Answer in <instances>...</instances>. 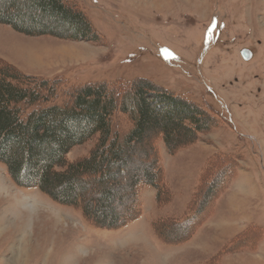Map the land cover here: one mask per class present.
<instances>
[{
  "label": "rangeland",
  "instance_id": "1",
  "mask_svg": "<svg viewBox=\"0 0 264 264\" xmlns=\"http://www.w3.org/2000/svg\"><path fill=\"white\" fill-rule=\"evenodd\" d=\"M68 2L101 38L30 36L0 23V66L34 78L26 83L36 86L56 79L60 86L148 79L208 106L218 122L174 154L157 141L160 193L140 186V216L119 229L96 226L81 209L19 186L0 162V264H264V0ZM0 4L39 18L58 34L69 32L30 0ZM244 49L251 58H244ZM115 120L129 129L123 115ZM97 139L73 147L67 160L89 155ZM150 147L147 141L136 145L111 185V209L120 215L132 202V176L151 164ZM219 155L233 158V173L221 180L195 233L184 242L179 231L163 237L165 226L174 229L173 222L186 216L202 173ZM99 191L90 186L84 196L98 200Z\"/></svg>",
  "mask_w": 264,
  "mask_h": 264
},
{
  "label": "trees",
  "instance_id": "2",
  "mask_svg": "<svg viewBox=\"0 0 264 264\" xmlns=\"http://www.w3.org/2000/svg\"><path fill=\"white\" fill-rule=\"evenodd\" d=\"M30 1L43 16L68 26L69 32L58 34L39 18L1 4L0 23L30 36L50 34L75 42L92 39L93 35L101 38L84 12L68 0ZM33 79L10 65L0 66V162L19 186L40 189L53 201L81 209L101 228L119 229L136 221L140 216V186L148 184L160 193L163 175L157 141L162 140L169 153L174 154L196 142L199 132L208 131L218 122L208 106L144 78H136L127 85L98 81L60 86L61 79L42 80L38 86L26 83ZM117 114L127 119L128 130L118 126ZM95 135L97 143L89 155L67 160L73 147ZM146 141L151 146V164L142 176H132V202L124 210L126 214L120 215L111 209V185L123 176L124 158ZM216 158L202 173L188 215L174 221V229L165 226L163 237L179 231L187 237L184 242L195 233L222 186L221 180L228 177V170L233 173V158ZM90 186L100 190L98 200L84 196V190ZM98 206L101 211L109 210L100 214L96 212Z\"/></svg>",
  "mask_w": 264,
  "mask_h": 264
},
{
  "label": "water",
  "instance_id": "3",
  "mask_svg": "<svg viewBox=\"0 0 264 264\" xmlns=\"http://www.w3.org/2000/svg\"><path fill=\"white\" fill-rule=\"evenodd\" d=\"M242 55L245 57V58H249L251 56V54L248 52V51H243L242 52Z\"/></svg>",
  "mask_w": 264,
  "mask_h": 264
},
{
  "label": "bare ground",
  "instance_id": "4",
  "mask_svg": "<svg viewBox=\"0 0 264 264\" xmlns=\"http://www.w3.org/2000/svg\"><path fill=\"white\" fill-rule=\"evenodd\" d=\"M3 219H5V217H0V220H3Z\"/></svg>",
  "mask_w": 264,
  "mask_h": 264
},
{
  "label": "crops",
  "instance_id": "5",
  "mask_svg": "<svg viewBox=\"0 0 264 264\" xmlns=\"http://www.w3.org/2000/svg\"><path fill=\"white\" fill-rule=\"evenodd\" d=\"M235 215V214H234Z\"/></svg>",
  "mask_w": 264,
  "mask_h": 264
}]
</instances>
